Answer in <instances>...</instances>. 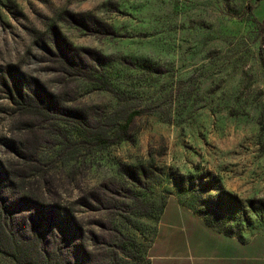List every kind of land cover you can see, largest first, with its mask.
I'll use <instances>...</instances> for the list:
<instances>
[{"label":"rangeland","instance_id":"rangeland-1","mask_svg":"<svg viewBox=\"0 0 264 264\" xmlns=\"http://www.w3.org/2000/svg\"><path fill=\"white\" fill-rule=\"evenodd\" d=\"M58 43L70 53H50ZM71 50L108 89L71 75ZM19 84L91 114L111 142L141 115L128 140L92 146L31 90L33 107L16 105ZM1 171L17 221L31 200L67 209L91 239L116 223L152 264L161 243L179 241L170 225L201 222L264 258V0H0ZM220 194L232 204L214 228L202 210ZM94 195L116 208L99 211Z\"/></svg>","mask_w":264,"mask_h":264},{"label":"trees","instance_id":"trees-1","mask_svg":"<svg viewBox=\"0 0 264 264\" xmlns=\"http://www.w3.org/2000/svg\"><path fill=\"white\" fill-rule=\"evenodd\" d=\"M63 45L56 44L55 52L58 53L55 54L52 50L50 53L58 58L70 53ZM71 51L70 65L74 69L71 75H75L76 79L104 85V89H108L109 84L96 78L97 67L84 63L78 52ZM59 71L67 73L68 69L62 68ZM26 90L32 91L34 98L31 102L37 108H42V111L49 115L66 117L65 121L59 118L57 123L68 126L77 141L92 146L107 147L128 140L131 124L136 116L141 115V112L130 114L125 124L118 127L117 140L111 142V136L108 135L110 130L95 129L91 126L93 122L91 114L77 107H69V112H62L58 107L62 105V101L55 95L47 94L42 89H32L29 85ZM29 92L25 91L23 85H18L17 99L14 103L23 110L30 106L26 101ZM119 134L120 136H117ZM39 163L41 164L40 161ZM44 177L41 172L34 175V178ZM7 180V174L1 171L0 196L4 199L0 197V264H152L149 256L150 247L146 246L145 241H139L116 223L98 224L102 234H97L91 239L85 227L78 223L67 209L62 211L59 210L61 206H55L47 210L39 204L31 206V200L26 203L30 204L29 209L24 210L27 213L26 219L17 221L14 217L16 210L8 211L5 207L8 199L3 196V183ZM222 196L223 194L218 195L216 197L218 199L214 198V202L210 201L208 207L202 210L206 224L210 227L219 228L218 220L222 221L228 217L232 203H223ZM219 199L220 204L216 202ZM92 201L96 203L99 211L116 208L115 204L111 206L105 204V199L98 195H94ZM106 232L109 233L108 236ZM223 232L230 237L234 235L233 232Z\"/></svg>","mask_w":264,"mask_h":264},{"label":"crops","instance_id":"crops-1","mask_svg":"<svg viewBox=\"0 0 264 264\" xmlns=\"http://www.w3.org/2000/svg\"><path fill=\"white\" fill-rule=\"evenodd\" d=\"M170 227L169 232L178 228L179 241L161 243L158 248L162 253L153 255V264H264L262 257H249L250 244H241L234 237L212 232L201 222L197 231L189 224Z\"/></svg>","mask_w":264,"mask_h":264}]
</instances>
